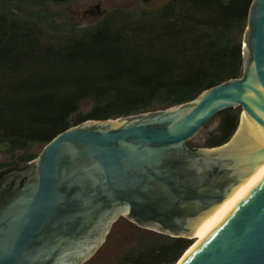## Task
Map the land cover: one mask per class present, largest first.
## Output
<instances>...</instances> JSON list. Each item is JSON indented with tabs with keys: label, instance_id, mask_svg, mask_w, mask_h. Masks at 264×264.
<instances>
[{
	"label": "water",
	"instance_id": "95a60500",
	"mask_svg": "<svg viewBox=\"0 0 264 264\" xmlns=\"http://www.w3.org/2000/svg\"><path fill=\"white\" fill-rule=\"evenodd\" d=\"M237 106L228 141L188 144ZM121 217L188 239L223 218L180 264H264V0L249 8L240 76L164 109L86 120L5 172L0 264H83Z\"/></svg>",
	"mask_w": 264,
	"mask_h": 264
},
{
	"label": "trees",
	"instance_id": "16d2710c",
	"mask_svg": "<svg viewBox=\"0 0 264 264\" xmlns=\"http://www.w3.org/2000/svg\"><path fill=\"white\" fill-rule=\"evenodd\" d=\"M70 1L0 0V177L69 127L181 104L242 74L252 0L109 7L88 24L51 5ZM241 114L219 112L204 146L228 141ZM192 242L139 228L117 264H176Z\"/></svg>",
	"mask_w": 264,
	"mask_h": 264
},
{
	"label": "rangeland",
	"instance_id": "374dc122",
	"mask_svg": "<svg viewBox=\"0 0 264 264\" xmlns=\"http://www.w3.org/2000/svg\"><path fill=\"white\" fill-rule=\"evenodd\" d=\"M131 4L133 6L137 5L133 2H131ZM51 5L52 8L56 7L57 9L66 11L69 19L73 22L83 24L96 21L98 17L104 14L102 11L105 10L106 5L111 9L115 7H128V4H124L123 0H72L70 2H60ZM218 120V118L212 119L207 126L188 142H191L192 145L202 143L205 145V142H207L205 141L207 134L212 132ZM139 228L141 227L129 221L127 218H119L113 224L104 243L93 256L83 264H117L118 257L136 243ZM191 240L194 243L196 238L194 237Z\"/></svg>",
	"mask_w": 264,
	"mask_h": 264
},
{
	"label": "flooded vegetation",
	"instance_id": "af4514ba",
	"mask_svg": "<svg viewBox=\"0 0 264 264\" xmlns=\"http://www.w3.org/2000/svg\"><path fill=\"white\" fill-rule=\"evenodd\" d=\"M123 1H124V4H128V7H127L128 9H133V8L134 9H142V8L148 9V8H154L155 5H157L159 3H162V2H164L166 0H123ZM131 2H133V3L137 4V5L133 6L131 4ZM135 6H137V7H135ZM106 8H109V6L106 5L105 9ZM218 125L219 124L217 122L215 127H218ZM192 146H191L192 148H199L201 146H204V144L202 143V144L192 145Z\"/></svg>",
	"mask_w": 264,
	"mask_h": 264
},
{
	"label": "bare ground",
	"instance_id": "6f19581e",
	"mask_svg": "<svg viewBox=\"0 0 264 264\" xmlns=\"http://www.w3.org/2000/svg\"><path fill=\"white\" fill-rule=\"evenodd\" d=\"M223 219V218H222ZM221 219V220H222ZM219 220L218 222H216L215 224H213L212 226H210L209 228H207L205 231L199 233V234H196V235H193V237L196 238L195 242L191 244V246L185 251V253H183V255L179 258V260L176 262V264H180L183 259L189 255L193 250L194 248L201 242V240L215 227L217 226V224L221 221Z\"/></svg>",
	"mask_w": 264,
	"mask_h": 264
}]
</instances>
